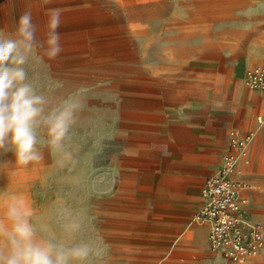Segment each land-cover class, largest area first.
<instances>
[{
  "label": "rangeland",
  "instance_id": "obj_1",
  "mask_svg": "<svg viewBox=\"0 0 264 264\" xmlns=\"http://www.w3.org/2000/svg\"><path fill=\"white\" fill-rule=\"evenodd\" d=\"M253 3L0 0V38H15L16 20L30 9L42 40L51 10L60 11L64 52L51 60L36 48L24 68L36 93L46 98L45 115L76 105L62 150H52L43 125L35 128L36 148L43 156L39 163L18 166L13 152L0 150V215L10 196H23L33 210L30 219L38 239L66 247L84 243L93 249L78 264H133L123 247L125 233L115 200L121 186L115 168L118 148L134 126L132 118L141 117L130 109V98L150 90L204 95V83L192 82L190 61L205 51L225 53L230 68L248 53L253 62L246 73L264 65V22L256 30L247 27L246 12ZM237 25L246 27L233 29ZM223 75L227 88L233 72L228 69ZM244 79L245 90L252 89L246 74ZM212 89V94L219 90ZM254 90L263 110L256 114L257 125L244 146L245 161L233 175L246 184L245 191H261L255 199L246 194L244 206L247 218L264 227V88ZM65 152H71L70 160ZM73 223L79 228L66 231L65 225ZM221 257L219 264H264V249L244 263Z\"/></svg>",
  "mask_w": 264,
  "mask_h": 264
},
{
  "label": "crops",
  "instance_id": "obj_2",
  "mask_svg": "<svg viewBox=\"0 0 264 264\" xmlns=\"http://www.w3.org/2000/svg\"><path fill=\"white\" fill-rule=\"evenodd\" d=\"M255 1L246 12L252 30L264 22V0ZM225 56L205 51L190 61L192 82L204 83V95L150 90L130 98V109L141 117L132 118L134 126L118 148L115 168L121 186L115 200L125 233L123 247L133 264L222 262L209 244L210 224L197 217L204 200L202 188L228 155L236 157L235 169L243 165L246 152L238 141L252 133L256 114L263 110L257 103L259 92L245 90L244 75L252 56L247 53L231 68ZM228 69L234 78L226 88L223 72ZM212 88L219 90L212 94ZM260 193L242 190L246 199Z\"/></svg>",
  "mask_w": 264,
  "mask_h": 264
},
{
  "label": "clouds",
  "instance_id": "obj_3",
  "mask_svg": "<svg viewBox=\"0 0 264 264\" xmlns=\"http://www.w3.org/2000/svg\"><path fill=\"white\" fill-rule=\"evenodd\" d=\"M61 14L51 10L45 25L44 39L38 40L39 26L30 9L16 20L15 38H0V150L11 151L18 166L39 163L43 156L36 148L35 128L47 127L52 150H62L69 128L74 122L76 105L45 115L46 98L28 82L24 65L36 48L51 60L64 52ZM71 159V152L64 153ZM0 215V264H78L86 261L93 249L88 244L66 247L63 243L37 238L31 222L33 210L23 196L12 195ZM78 224L65 225L76 231Z\"/></svg>",
  "mask_w": 264,
  "mask_h": 264
},
{
  "label": "built area",
  "instance_id": "obj_4",
  "mask_svg": "<svg viewBox=\"0 0 264 264\" xmlns=\"http://www.w3.org/2000/svg\"><path fill=\"white\" fill-rule=\"evenodd\" d=\"M246 82L250 88H264V65L249 70ZM250 138L251 133L244 136L239 146L243 148ZM235 167L236 157L228 155L222 167L207 179L197 217L210 224L209 244L213 251L244 263L264 249V227L246 216L247 200L242 194L246 184L232 176Z\"/></svg>",
  "mask_w": 264,
  "mask_h": 264
},
{
  "label": "bare ground",
  "instance_id": "obj_5",
  "mask_svg": "<svg viewBox=\"0 0 264 264\" xmlns=\"http://www.w3.org/2000/svg\"><path fill=\"white\" fill-rule=\"evenodd\" d=\"M245 207V206H244ZM246 209V208H245ZM260 253V252H259Z\"/></svg>",
  "mask_w": 264,
  "mask_h": 264
}]
</instances>
